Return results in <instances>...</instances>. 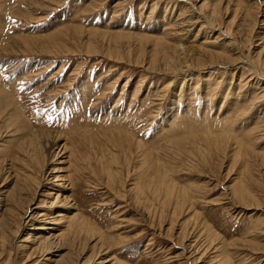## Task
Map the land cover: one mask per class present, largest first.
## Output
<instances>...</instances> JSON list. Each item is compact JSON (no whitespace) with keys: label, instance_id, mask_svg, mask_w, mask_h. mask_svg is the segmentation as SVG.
I'll list each match as a JSON object with an SVG mask.
<instances>
[{"label":"rangeland","instance_id":"rangeland-1","mask_svg":"<svg viewBox=\"0 0 264 264\" xmlns=\"http://www.w3.org/2000/svg\"><path fill=\"white\" fill-rule=\"evenodd\" d=\"M0 264H264V0H0Z\"/></svg>","mask_w":264,"mask_h":264},{"label":"bare ground","instance_id":"bare-ground-1","mask_svg":"<svg viewBox=\"0 0 264 264\" xmlns=\"http://www.w3.org/2000/svg\"><path fill=\"white\" fill-rule=\"evenodd\" d=\"M194 17V16H193ZM215 27V26H214ZM231 44V43H230ZM228 45V44H227ZM184 48V47H183ZM179 49H177V50H175V54H176V57H172L170 60H168V61H165L164 62V67H160V66H155L156 64H155V60H156V57L155 58H153L152 60H150V62H149V69L152 71H156V72H164V71H168L167 70V68L168 69H172V68H174V69H172V71H175L176 70V72L175 73H180V72H186V71H184V69H183V67L185 68V70L186 69H191V67H188V65H185L187 62L186 61H182V55L179 53V51H178ZM229 51V50H228ZM234 51V50H233ZM186 54H187V51L185 52ZM214 53V52H213ZM213 53H211V54H213ZM186 54H184L183 55V58L185 59V56H186ZM193 54V53H192ZM202 55V54H201ZM217 55V54H216ZM233 56V55H232ZM204 57V56H203ZM206 57V56H205ZM223 57H224V55H223ZM228 57V56H227ZM202 58V57H201ZM231 58V57H230ZM183 59V60H184ZM223 59V58H222ZM236 59V58H235ZM186 60V59H185ZM204 61V60H203ZM217 61V60H216ZM231 61V60H230ZM222 62V61H221ZM263 62V61H262ZM155 64V65H154ZM171 64H173V65H171ZM204 64V63H203ZM237 64V63H236ZM159 65V64H158ZM185 65V66H184ZM162 66V65H161ZM257 68V67H256ZM261 69V68H260ZM203 70V69H202ZM189 71V70H188ZM165 73H168V72H165ZM170 73V72H169ZM192 75V74H191ZM183 78V77H182ZM170 84V83H169ZM45 141V140H44ZM35 142V141H34ZM26 144V143H25ZM42 144V143H41ZM44 146V145H43ZM58 193V192H57ZM242 195V194H241ZM56 199H58V196H56ZM242 199H243V197H242ZM241 199V200H242ZM59 200V199H58ZM66 213L67 212H62V213H58V215H57V218L55 219V221H54V223L53 224H55V225H57V224H61V222H66L67 220H68V216L69 215H66ZM51 228V230H52V226L50 227ZM53 228H55V227H53ZM49 229V228H48ZM204 252V251H203ZM107 253V252H106ZM203 254V253H202Z\"/></svg>","mask_w":264,"mask_h":264}]
</instances>
